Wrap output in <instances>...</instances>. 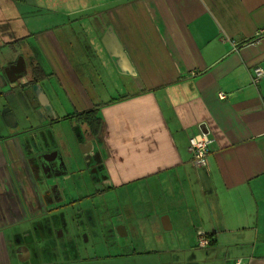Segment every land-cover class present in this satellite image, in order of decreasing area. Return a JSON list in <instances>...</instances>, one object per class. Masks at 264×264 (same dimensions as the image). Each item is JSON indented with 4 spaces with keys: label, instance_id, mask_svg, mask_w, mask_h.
<instances>
[{
    "label": "crops",
    "instance_id": "1",
    "mask_svg": "<svg viewBox=\"0 0 264 264\" xmlns=\"http://www.w3.org/2000/svg\"><path fill=\"white\" fill-rule=\"evenodd\" d=\"M32 62L45 74L33 85L11 72ZM257 67L264 0H0V264L53 236L48 213L67 236L61 212L82 208L97 237L134 245L51 264H264ZM91 110L95 138L74 117ZM201 123L214 143L196 167ZM51 152L60 171L41 161Z\"/></svg>",
    "mask_w": 264,
    "mask_h": 264
},
{
    "label": "flooded vegetation",
    "instance_id": "2",
    "mask_svg": "<svg viewBox=\"0 0 264 264\" xmlns=\"http://www.w3.org/2000/svg\"><path fill=\"white\" fill-rule=\"evenodd\" d=\"M32 64L33 65H31L30 70L29 69L25 70L23 67L18 65V67L13 66L11 68V72L14 71V73H16V74L18 73V75H16V77H20V78L22 77V73L25 74V72H27V74L30 75V79H29V82L27 84L33 85L36 82H39L41 79H38L37 81L34 80L35 79L34 75H36V74L39 75L40 73L38 72V70L35 69L36 67H39V66L34 62H32ZM6 71L8 73L10 72L7 69H6ZM11 78H13V76H10V79ZM34 88H35V86L33 87V90H34ZM87 147H88L87 143H84L82 145V149L84 151L88 150ZM86 158H90V160L92 159L90 154L86 155ZM41 161L43 164L45 163V166L48 169L60 171L63 167L59 157H57V155H56V152H51L49 154L42 155ZM88 198L89 197H87V196H83L80 199V203H81V200L84 201L85 203H88L87 202ZM76 202H78V200ZM73 220H75L74 222L80 223L83 230L81 232H78L77 234L76 233L73 234L74 237L69 238L68 242H62V240H59L58 242H60V243H58V244L54 243V245H53L52 241L50 240V238L52 237L51 236V237H47L48 240H46V241H41L40 243H36L37 245L34 242H32L31 240H26L23 242L16 243L15 244V256L18 257L19 262L20 263H26L27 261H29L31 259L33 254L36 257H38L39 255H42V254L45 255L46 253L50 252L49 251L50 249L53 250V252H51V253H54L55 257H57L59 254L61 256H63V255H66L68 253L69 254L80 253L82 255H85L82 252L89 254L90 249L93 251L94 250L93 246H91V248L88 247V249H85V247L83 245H82V247H80L81 244L84 243V241H82V243L80 244L81 240H77L78 237L80 239L84 238L86 241L90 240L89 239L90 232L85 233V231H84V229H88V230L90 229V231H91L90 226H92V224H93V221L91 220V216H90V209L82 208L81 212H77L75 214ZM102 225H103V223H102ZM91 232L94 233L93 236H95L96 231L92 230ZM60 237H64L62 232H61V235L58 236L59 239H62ZM103 241L106 243L105 239H103ZM20 259H24V260L26 259V261L21 262Z\"/></svg>",
    "mask_w": 264,
    "mask_h": 264
},
{
    "label": "rangeland",
    "instance_id": "3",
    "mask_svg": "<svg viewBox=\"0 0 264 264\" xmlns=\"http://www.w3.org/2000/svg\"><path fill=\"white\" fill-rule=\"evenodd\" d=\"M92 188H93V186L91 185L90 191L92 190ZM87 191L88 190H85V192H87ZM81 198L82 197H80V196L77 197L75 195H68V196H65L64 200L65 201L75 200V202H76V200H78V202H80ZM81 202H83V201H81ZM65 207L66 206L61 207V210L63 209L62 211H65V209H64ZM48 214H50V215H48V220H50V225H51V227H49V228L51 229V231H53V236L50 238L53 245H54V243L55 244L60 243V242H58L59 240H62V242H68L69 238H70L68 236H71L75 233L77 234L78 232H81L83 230L80 223L74 222L75 221V220H73L74 217H72V220H71L70 216H71V214H73L72 211H70L68 213L61 212L62 219H64L65 224L68 225L69 228L67 229L68 230L67 236L60 237L62 239H59L58 236L61 235V232L63 233V231H62L63 229L61 228V226H59L58 221H56V219H55V216L57 215V213H51L50 212ZM92 230H93V228H91V231ZM84 231H85V233L90 232V235H89L90 240L86 241L84 238L80 239L79 237L77 238V240H81L80 244L82 243V241H84V243L81 244L80 247H82V245L85 247V249H88V247L91 248V246L94 247L93 251L90 249L89 254H95L96 253V254L102 255V254H106L108 251L114 252V253H116L117 251L119 252L121 250L119 249V247H117V244H115V243L120 242V241L124 242V244H125L124 247L128 246V244H132V243L134 245V243H135V240L130 239L128 237H121L120 238L118 236L111 237L110 235H108V238H107L108 243H105L103 241V239L97 237V236L101 235V233L98 232L97 230H96V240H93L94 236L91 235L90 229L89 230L84 229ZM73 237H74V235H73ZM26 239L28 240L29 238H26ZM49 251H50L49 253H46L45 255H43V254L39 255L38 257H36L33 254L31 259L29 261H27L26 263H20L18 260V257H16L14 255V256H12L11 264H51L56 259V257L54 256V253H51V252H53V250L50 249ZM82 253L87 255V253H84V252H82Z\"/></svg>",
    "mask_w": 264,
    "mask_h": 264
},
{
    "label": "built area",
    "instance_id": "4",
    "mask_svg": "<svg viewBox=\"0 0 264 264\" xmlns=\"http://www.w3.org/2000/svg\"><path fill=\"white\" fill-rule=\"evenodd\" d=\"M263 31H259L257 34L261 35ZM264 78V71L262 68L257 67L254 69L253 83L257 84ZM222 98H226V95L221 94ZM214 143L211 136V131L208 126L201 123L198 126V132L193 135L189 140V151L192 155L193 163L196 167H204L207 164V159L210 154V147ZM198 246L205 248L211 244V239L199 232ZM242 260H238L237 264H241Z\"/></svg>",
    "mask_w": 264,
    "mask_h": 264
},
{
    "label": "trees",
    "instance_id": "5",
    "mask_svg": "<svg viewBox=\"0 0 264 264\" xmlns=\"http://www.w3.org/2000/svg\"><path fill=\"white\" fill-rule=\"evenodd\" d=\"M40 73L39 75H34V80L37 81L40 78H43L45 74L40 70L39 67L35 68ZM35 70V71H36ZM74 117L84 126V134L89 138H95L101 129V119L98 117L96 110H91L81 114H77Z\"/></svg>",
    "mask_w": 264,
    "mask_h": 264
},
{
    "label": "water",
    "instance_id": "6",
    "mask_svg": "<svg viewBox=\"0 0 264 264\" xmlns=\"http://www.w3.org/2000/svg\"><path fill=\"white\" fill-rule=\"evenodd\" d=\"M20 60H21V59H20ZM20 60H19V61H20ZM50 110H51V109H50ZM88 146H90V145H88ZM86 151H88V150H86ZM59 236H60V235H59ZM28 254H29V253H28ZM20 261H21V262H24V261H26V259H25V260H24V259H20Z\"/></svg>",
    "mask_w": 264,
    "mask_h": 264
}]
</instances>
